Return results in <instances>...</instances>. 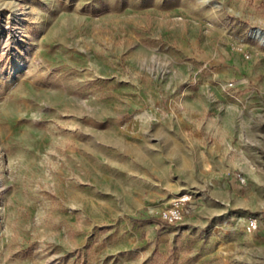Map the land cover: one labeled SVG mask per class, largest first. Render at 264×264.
Masks as SVG:
<instances>
[{
  "label": "rangeland",
  "instance_id": "rangeland-1",
  "mask_svg": "<svg viewBox=\"0 0 264 264\" xmlns=\"http://www.w3.org/2000/svg\"><path fill=\"white\" fill-rule=\"evenodd\" d=\"M0 264H264V0H0Z\"/></svg>",
  "mask_w": 264,
  "mask_h": 264
},
{
  "label": "built area",
  "instance_id": "built-area-1",
  "mask_svg": "<svg viewBox=\"0 0 264 264\" xmlns=\"http://www.w3.org/2000/svg\"><path fill=\"white\" fill-rule=\"evenodd\" d=\"M189 198V194H182L175 197L168 206L164 207L160 211L161 217L169 223L175 222L180 219L183 214L182 207L186 202H188ZM257 224V219L255 217H249L244 225L245 230L247 232H251L256 229Z\"/></svg>",
  "mask_w": 264,
  "mask_h": 264
},
{
  "label": "crops",
  "instance_id": "crops-1",
  "mask_svg": "<svg viewBox=\"0 0 264 264\" xmlns=\"http://www.w3.org/2000/svg\"><path fill=\"white\" fill-rule=\"evenodd\" d=\"M217 146H218L219 152L220 150L222 151L221 143H219ZM204 148H205L204 149L205 153L209 152L210 150L209 148L207 147H204ZM219 152L218 153L216 152L217 155L214 158H208V156H206L205 158L207 160L204 158L203 155H200L197 167L201 175H213V174H219L222 172L223 169L221 165L225 161L226 155H223L224 156L223 157L221 154H219Z\"/></svg>",
  "mask_w": 264,
  "mask_h": 264
}]
</instances>
